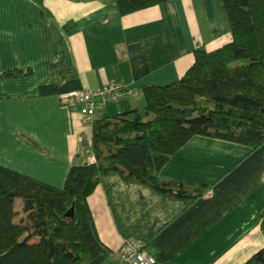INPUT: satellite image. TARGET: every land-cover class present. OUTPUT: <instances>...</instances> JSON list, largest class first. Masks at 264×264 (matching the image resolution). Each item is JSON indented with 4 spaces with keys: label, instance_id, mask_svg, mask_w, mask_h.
Instances as JSON below:
<instances>
[{
    "label": "crops",
    "instance_id": "crops-1",
    "mask_svg": "<svg viewBox=\"0 0 264 264\" xmlns=\"http://www.w3.org/2000/svg\"><path fill=\"white\" fill-rule=\"evenodd\" d=\"M232 40L223 0H167L123 15L115 0H0V163L62 188L94 154L93 122L69 93L112 81L129 91L103 102L94 120L142 108L145 86L177 82L197 47ZM10 69L31 72L1 77ZM159 176L210 191L178 198L104 174L87 198L111 250L101 264H122L127 238L161 264H244L264 246V143L195 135Z\"/></svg>",
    "mask_w": 264,
    "mask_h": 264
},
{
    "label": "trees",
    "instance_id": "trees-1",
    "mask_svg": "<svg viewBox=\"0 0 264 264\" xmlns=\"http://www.w3.org/2000/svg\"><path fill=\"white\" fill-rule=\"evenodd\" d=\"M163 1L115 0L122 15ZM223 2L233 40L214 50L197 47L177 82L145 86L144 107L94 120L96 160L73 165L62 188L0 163V264H101L111 250L98 235L87 198L104 174L119 172L128 181L197 199L208 186L159 176L188 140L203 135L264 143V0ZM30 72L10 69L1 77ZM72 206L73 218L67 215ZM244 264H264V246Z\"/></svg>",
    "mask_w": 264,
    "mask_h": 264
},
{
    "label": "built area",
    "instance_id": "built-area-1",
    "mask_svg": "<svg viewBox=\"0 0 264 264\" xmlns=\"http://www.w3.org/2000/svg\"><path fill=\"white\" fill-rule=\"evenodd\" d=\"M126 93L129 91H124L121 85L112 81L101 88H84L67 95L73 97L74 102L79 105L84 120L92 123L103 102L119 100ZM95 160L94 154L88 158L89 162ZM120 256L122 264H157L158 262L157 257L147 249L146 244L135 238L125 239L120 249Z\"/></svg>",
    "mask_w": 264,
    "mask_h": 264
},
{
    "label": "water",
    "instance_id": "water-1",
    "mask_svg": "<svg viewBox=\"0 0 264 264\" xmlns=\"http://www.w3.org/2000/svg\"><path fill=\"white\" fill-rule=\"evenodd\" d=\"M67 215L70 217H74V206L71 207V209L67 212Z\"/></svg>",
    "mask_w": 264,
    "mask_h": 264
},
{
    "label": "rangeland",
    "instance_id": "rangeland-1",
    "mask_svg": "<svg viewBox=\"0 0 264 264\" xmlns=\"http://www.w3.org/2000/svg\"><path fill=\"white\" fill-rule=\"evenodd\" d=\"M17 207H19L18 205H17ZM19 210V209H18ZM21 210V209H20Z\"/></svg>",
    "mask_w": 264,
    "mask_h": 264
}]
</instances>
